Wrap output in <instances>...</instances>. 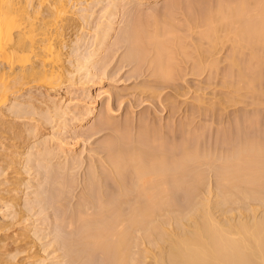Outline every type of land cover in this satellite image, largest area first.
<instances>
[{
  "label": "bare ground",
  "instance_id": "1",
  "mask_svg": "<svg viewBox=\"0 0 264 264\" xmlns=\"http://www.w3.org/2000/svg\"><path fill=\"white\" fill-rule=\"evenodd\" d=\"M88 1L90 0H0V131L7 130L3 125L7 121V109L11 108V113L14 114L15 111L16 115H20L19 112L22 113L28 106L33 108V112L31 109L25 112H29L28 115L32 113V120L36 116L35 121L38 123L45 119L44 122L51 124L52 129L51 136L40 135L41 142L37 144L41 147L35 149V152L30 150L33 147L31 144L26 145L28 149L25 154L28 155L23 157L26 161L21 158L24 156L21 151L23 155L20 158L15 157L14 153L12 156V151L9 153L12 157L6 152L0 153V170L1 163L4 162L6 166L14 167L17 170L14 173L20 175V168L27 170L32 166L31 170L36 163L38 174L43 172L54 180L52 185H60L56 192L57 200L69 199V215L66 213V217L61 219L66 221L69 229V264H264V143L258 136L242 139L237 146L235 143L227 148L222 147L220 154L203 152L200 140L193 146L184 143L173 150H167L158 137L149 142L141 140L143 138H132L130 125L127 123L122 129L115 127L116 136L100 143L103 155L97 151L101 156L98 157L99 161L95 159L85 169L83 190L79 195L75 193L79 186L75 174L82 162L75 153L76 157L68 153L71 152L69 140L75 134L71 135L75 128L73 122L77 121L79 125L93 119L97 115V101L92 98L93 101L85 103V98L80 97L64 101L57 87L70 79L78 83L84 78L89 82L96 78L98 74L93 75L92 66L101 55L100 49L104 48L115 30V15L120 3L125 0H111L109 9L102 16L106 20L99 23L95 48L86 56L75 54L74 58L73 53V61L71 58L70 61L74 63L75 69L71 71L70 68L69 71L66 61L71 53L64 51L69 45L68 30L79 21L77 17L89 23L93 9L86 5L90 4ZM95 1L99 4L103 0ZM172 17L167 15L163 25L154 19L152 23L137 22L124 29L121 45L127 46L125 60L138 66L145 62L148 55L153 54L151 64L155 74L161 78L171 77L176 60L172 39L179 38L175 34L180 29ZM205 20L206 28L202 31L201 39H207L210 48L204 49L201 41L197 44L201 62L217 49L221 40L220 29L223 27L228 34L233 33L235 53L251 47V56L261 61L260 47H264V0H223L219 2L217 9L209 12ZM83 39L79 35L70 42L80 45ZM181 40L178 39L176 44L186 53L187 46ZM232 63L238 65L236 56L232 58ZM215 64L216 60L212 59L210 65ZM80 71L81 78L77 81L73 73ZM239 75L237 90L242 88V83L254 86V76L248 77L243 68H240ZM33 87L46 90L45 96H39V99ZM24 93L28 96L22 102L18 97ZM88 95L83 97L92 96ZM22 109L24 110L21 111ZM77 113L83 118H79ZM108 115L93 128L91 126V129L83 130V137L90 138L111 127L114 123L111 125L112 116ZM9 121L12 123L7 121L10 126H15L12 120ZM33 123L26 130L28 135L36 138L38 124L34 126ZM2 125L6 130H1ZM19 125L15 127L18 128ZM14 138L16 141L21 140L19 136ZM53 142L57 143V154H65L64 163L57 164L61 162L58 160L55 165L51 164L50 159H53L55 150L51 148ZM20 159H23L22 166L19 165ZM2 170L1 173H4ZM6 179L7 185L9 180ZM15 180L9 182L16 186L10 189L13 193L20 190L22 185L27 189L36 186L31 179ZM2 181L1 183L4 182ZM44 189L47 192V188ZM19 190L16 191L18 194L13 195L10 194L11 191L3 189L6 195L12 196L0 197V208L3 210L0 215V230L17 224V221L11 222L14 224L12 226L10 221L4 220L12 213L14 217L20 218L19 221L22 220L20 229L27 231L31 227L29 210L33 209L32 200L25 202L26 208L20 206L18 209L27 200L23 197L24 193L19 195ZM40 193L42 190L38 194ZM26 194L30 193L27 191ZM1 195L4 196L5 193ZM181 197L187 198V206L184 207L181 203ZM74 198H77L76 201ZM58 203L61 205L63 201ZM28 219H31L29 223L23 222ZM21 222L18 223L22 224ZM33 233L34 236L39 235L38 230ZM2 236L0 264L8 258H4L3 254L12 252V255L17 251L13 253V249L9 247L11 243L6 241L7 236ZM40 237L37 236L39 239ZM57 244L53 243V252L58 250Z\"/></svg>",
  "mask_w": 264,
  "mask_h": 264
},
{
  "label": "rangeland",
  "instance_id": "2",
  "mask_svg": "<svg viewBox=\"0 0 264 264\" xmlns=\"http://www.w3.org/2000/svg\"><path fill=\"white\" fill-rule=\"evenodd\" d=\"M221 1L223 0H125L120 3L117 14L115 15V30H113V33L107 39L104 48L100 49L101 51H99V53L101 55L98 56L99 58H96V63L92 66L94 68L92 70L94 72H92L93 75L98 74L96 78H94L93 81L91 80L92 78L89 79L91 82H89L88 79L87 82L84 78L83 80L87 83L83 80L76 83L74 79H70V81L66 80L64 83L60 84L58 86L59 88L57 87L64 101H70L72 98L77 100L79 97L80 99L85 98V103L86 101L90 103L93 99L97 101V115L91 120L88 119V122L84 124L78 125L77 121L75 123L73 122V126L76 129L74 128L71 131V135L75 134L74 136L72 135L73 137L71 136V140L68 139L70 141L69 151H71L68 153L70 155H74L75 153L82 162L80 169L76 170L78 174H75V178L78 179L76 182L79 183L78 188L75 189V193L79 195L83 190L82 186L86 181L85 171L89 164L95 162V159L98 160V157L103 155L100 149L101 144L106 139L112 138V136L116 134L117 131L114 132L115 127L117 129L119 126L118 129H122L123 125L125 126L127 123L130 125L129 130L132 138L136 140L143 138L141 140H147L149 142L153 138L158 137L167 150H173L182 146V144L184 145V143L193 146L196 145L195 143L199 142L197 140H200L199 144L203 152H218L220 154L222 147L227 148V146H233L235 143L237 146V143L239 144L240 141L242 142V139L252 136H258L264 143V47H260L261 61H259V58H253L251 56V47L245 48L241 53H235V45L232 39L233 33L231 32L228 34L227 29L223 27L220 29L219 34L221 40L218 42L217 49L213 51L214 53L211 52L212 55L205 56L204 61H200L197 44L201 41L204 49L207 50L210 48V42L207 39H203V41L201 39L202 31L206 28L205 19L209 12L217 9ZM88 2L90 3H86L88 8L90 6L93 9H90L92 11V16L90 17L89 23H85L80 17H77L79 21H76L72 29L68 30L69 33L67 38L69 39V45L65 47L64 51L66 53L69 52V54L71 53L69 58L67 56L69 60L67 59L66 61L67 65H69V71L70 68L71 71L75 69L74 63L72 64L71 62L73 61V57L75 58V54L86 56L95 48L97 29L99 28V23L106 20L102 16L103 13L109 9L111 0H103L99 4H96L95 0H90ZM83 7H85V5ZM167 15L173 16L174 22L180 29L176 32L177 34H175L176 38H179L176 40L174 38L172 39V48L175 53L174 57L176 58V64L175 62L173 63L172 75L168 78H161L159 75L155 74L154 66L151 64L153 54L148 55L145 62L141 65L136 66L134 63L129 64L124 57L126 55L125 53H127V46L121 45V43L123 42L122 34L124 29L136 25L137 22V24L142 22L152 23L154 19L159 21L160 25H163ZM78 23L81 24L79 25ZM83 24H85L84 28ZM79 35H82L84 38L80 45H75L70 42L72 39L75 40ZM178 39H182L181 41L184 42L183 45L187 46H185L186 53L182 52L179 45L176 44ZM73 53L74 56L72 57ZM234 56L238 59V65L232 63V58ZM212 59L216 60V64L213 66L210 65ZM101 67L104 68L102 69ZM240 68L245 70L248 77L251 75L255 77L254 86L244 85V83H242V88L237 90V85L240 80ZM96 69H100V71ZM101 70L103 73L102 75ZM95 72H100V74ZM81 74V71L79 73H73V77L77 78V81H79L81 78L79 75ZM32 89L35 90L34 93H36L38 97L40 96L43 98L45 96L46 90L43 88L40 87L37 89L33 87ZM110 92L112 94H110ZM87 95L89 97H83ZM27 96L28 94L24 93L18 97V100L24 102ZM40 97L39 99H41ZM37 103H39V101H37ZM40 103L39 105H42ZM109 105L112 110L108 108ZM28 107L25 108V110L28 111V109H31V112H33V108H30V106ZM38 109L36 111L40 112ZM10 110H6L9 114L7 113L5 119H7L9 124H12L11 121H9L12 120L13 125H20L16 128L15 126H10L7 121L3 122L7 130L2 125L1 130L4 128L6 131H0V150H2L0 153L6 152L11 154L12 151L11 155L14 156L15 154V157L18 158H20L23 153L24 156H21V158H26L28 155L25 154L28 149L26 145L31 144L34 149L32 150V147L30 150L33 152H35V149L37 150L40 148L41 146L37 144V142L40 141L39 137L41 134L51 136V124L45 123V119H42V121L39 120V123L36 122V115V117L33 118L34 120H32V113L30 112L31 114L28 115L29 112H25L24 109L21 110H24L22 113L18 111L20 115H16L15 113L17 112L15 111L13 114ZM113 111L118 113L114 114ZM107 114H109L108 116L110 117L112 116L111 125L114 123L111 127H108L109 129H103L90 138H88V136L83 137V130L89 129L91 126V128H93L95 124L97 125L100 123L102 118L107 117ZM77 116L83 118L81 114ZM72 117L73 116H71V118ZM55 121L54 124L52 123L53 125L56 124L57 121ZM6 123L10 128H8L9 126L6 127ZM32 123L34 126L37 124L39 125H37L36 128V133H38L36 138L33 135H28L26 130L27 127H29L28 125L31 126ZM14 136H19L21 140L17 138L19 141H16ZM67 136H69V134ZM86 137L88 139H86ZM24 139L26 140L24 141ZM12 145H16L17 147H12ZM51 145L52 150L55 149L53 151V159H50L51 164L55 165L56 161H61L57 164L64 163L65 154L64 156L62 153H60L62 156L57 154L59 151L56 150V142L51 143ZM3 148L6 149V151ZM14 151H18L19 156L18 153ZM97 151L102 155L100 156ZM76 155L74 156L76 157ZM23 159H20L21 164L19 165L21 166L23 164ZM219 161H217V163H219ZM3 163L4 162L1 163V170L3 169L5 174L3 172L1 173L0 170V183L2 180L4 181H2V185L0 184V197H9L12 196L10 194L15 195L19 193L16 192L19 190L18 189L14 191V194L12 192L13 190L10 189L15 185L13 184L14 186H12V184L9 183L17 178L20 180L27 179V181L30 179L34 180L33 182L36 183V186L28 189L24 188V185L19 187V195H23L24 193L23 197H26L25 199L27 200H24V203H22L23 205H19L18 209H20V206L24 208L28 199L30 201L32 200L31 204L33 207H31L33 209L29 210V212L31 211L30 218L32 220L28 219V221H23L29 223L31 220L30 229L27 231L20 229L21 225H23L21 222L22 220L19 221L20 218L18 216L14 217V213H12L9 218H4L6 222L10 221V223H16L15 221H17V224L14 225L11 223L10 225L14 226H9L10 228L5 229L6 231L4 229L0 230V241L2 240V235H4V238L7 236L6 241L11 243L9 247L13 249V253L17 251L12 255H10L12 252L7 253V255L3 254L4 258H8L4 260L2 264H5L6 261H8L6 264H69V229L66 227V221L61 220L66 213L69 215V199L62 200L63 204L61 203V205L58 203L62 202L57 200L58 193H56L60 185L58 186V184L54 183V187H52L54 180L52 178L49 179L43 172L42 174H38V167L35 168L36 165H38L36 163L31 170L29 169L32 166L27 170H25L26 168H20V175L14 173L17 172L14 167L6 166ZM4 165L6 168H3ZM39 173H41V171ZM7 174L9 175L8 177ZM5 177L9 180L8 184H10V186L8 187V184H5L7 183ZM51 179L53 181H51ZM18 181L19 180H17V182ZM43 188H47V192L43 191ZM3 189L6 192L11 191L12 193H7L8 196ZM7 189L10 191H7ZM41 190L42 193L38 194ZM27 191L30 194H26ZM2 192L5 193L4 196L1 195L4 194ZM66 195H69V193ZM66 198H69V196H66ZM76 199L74 198L73 200L76 201ZM181 200L184 207L187 206V198ZM0 207H2V202L0 203ZM1 209L2 208H0V215L3 212ZM35 227H37V229ZM34 229L36 232L37 230L39 231V235H37L38 233L35 235L39 237L41 236L40 234H42V237L45 235L43 238L44 240H41L42 237L39 239L37 236H34ZM25 233L26 235H24ZM27 235L29 236L27 237ZM24 236L26 237L24 238ZM1 242L0 246L2 245ZM54 242L58 243V250L55 252H53V250H55L53 249ZM16 246H18V249ZM22 248H24V250L27 249L23 251ZM18 251H20V254L16 256ZM13 255H15V257ZM56 255L60 256L56 257ZM13 257L15 259H13ZM40 259H43L44 262Z\"/></svg>",
  "mask_w": 264,
  "mask_h": 264
}]
</instances>
